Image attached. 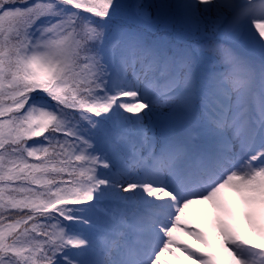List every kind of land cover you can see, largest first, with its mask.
<instances>
[{"label": "snow or ice", "instance_id": "6c2138e0", "mask_svg": "<svg viewBox=\"0 0 264 264\" xmlns=\"http://www.w3.org/2000/svg\"><path fill=\"white\" fill-rule=\"evenodd\" d=\"M199 202L264 264V0H0V264H216Z\"/></svg>", "mask_w": 264, "mask_h": 264}, {"label": "bare ground", "instance_id": "6f19581e", "mask_svg": "<svg viewBox=\"0 0 264 264\" xmlns=\"http://www.w3.org/2000/svg\"><path fill=\"white\" fill-rule=\"evenodd\" d=\"M226 200L232 208L235 215V225L238 228L242 239L249 243H259L256 233L249 228L244 220V214L247 211L245 205L240 202L236 193H225ZM183 224L186 228H192L201 232L207 240L208 247L198 243L185 232H176L174 234L178 244L188 246L198 253L211 254L216 258V264H231V257L221 246V237L218 231L219 214L211 203L199 202L186 209L183 215ZM254 225L256 228H264V210L258 209L254 216ZM162 264H194L184 252L178 248H172L170 253H165L161 257Z\"/></svg>", "mask_w": 264, "mask_h": 264}, {"label": "trees", "instance_id": "16d2710c", "mask_svg": "<svg viewBox=\"0 0 264 264\" xmlns=\"http://www.w3.org/2000/svg\"><path fill=\"white\" fill-rule=\"evenodd\" d=\"M38 139H42V138H38ZM29 143H32V141H29Z\"/></svg>", "mask_w": 264, "mask_h": 264}]
</instances>
